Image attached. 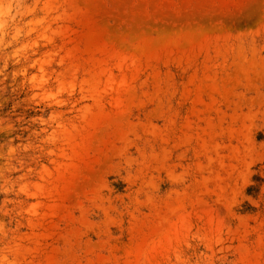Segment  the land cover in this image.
Masks as SVG:
<instances>
[{"label": "rangeland", "instance_id": "374dc122", "mask_svg": "<svg viewBox=\"0 0 264 264\" xmlns=\"http://www.w3.org/2000/svg\"><path fill=\"white\" fill-rule=\"evenodd\" d=\"M20 3L0 264H264V0Z\"/></svg>", "mask_w": 264, "mask_h": 264}, {"label": "bare ground", "instance_id": "6f19581e", "mask_svg": "<svg viewBox=\"0 0 264 264\" xmlns=\"http://www.w3.org/2000/svg\"><path fill=\"white\" fill-rule=\"evenodd\" d=\"M7 3V6L5 8V10L1 11L0 12V23L2 21V19L6 16H9L10 14V17L12 18V10H11V5H16L17 8H19L21 6V0H3ZM18 10V9H17Z\"/></svg>", "mask_w": 264, "mask_h": 264}]
</instances>
